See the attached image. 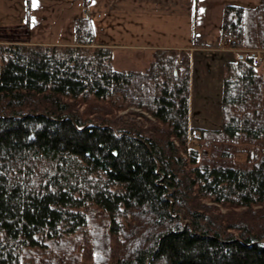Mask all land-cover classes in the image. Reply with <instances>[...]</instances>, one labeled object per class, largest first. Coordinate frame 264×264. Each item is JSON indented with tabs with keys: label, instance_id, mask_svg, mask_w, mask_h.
Here are the masks:
<instances>
[{
	"label": "trees",
	"instance_id": "obj_1",
	"mask_svg": "<svg viewBox=\"0 0 264 264\" xmlns=\"http://www.w3.org/2000/svg\"><path fill=\"white\" fill-rule=\"evenodd\" d=\"M222 31L264 50V5L227 4ZM94 39L82 17L67 45L0 44V264H264V51L227 62L209 128L189 53L119 68ZM130 106L155 127L117 119Z\"/></svg>",
	"mask_w": 264,
	"mask_h": 264
},
{
	"label": "rangeland",
	"instance_id": "obj_2",
	"mask_svg": "<svg viewBox=\"0 0 264 264\" xmlns=\"http://www.w3.org/2000/svg\"><path fill=\"white\" fill-rule=\"evenodd\" d=\"M35 2L36 7H33V0H0V44L20 42L67 45L76 41L78 19L86 17L95 38V43L88 46L94 49L101 43H106L112 47L115 52L114 64L119 68L146 67L154 51L163 46H188L170 49L178 51L177 59L183 60V67L185 56L182 55V51H186L191 61L196 57L199 65L208 72V77L204 79L207 87L203 90L206 98L201 100L202 93L198 90L195 95L198 94L200 97H195V105H191L190 92V116L193 126L216 128L221 125L223 102H217L216 96L219 95V84L223 83L224 92L227 62L235 60L240 52L254 50L261 55L264 51L233 46L230 42L231 35L230 39L221 40L223 31L220 28L215 34L213 31L209 32L205 42L190 46L198 24L203 18L209 17L216 22L217 17L224 15L228 0H35ZM135 43L145 47H137L140 50L133 51L134 46L131 45ZM260 55L257 57L261 58ZM178 68L180 69L179 63ZM82 107L86 108V105ZM116 115L117 119L120 115L124 120L136 122L146 131L152 130L157 124L150 112L141 107L130 106L118 111ZM191 141V145L196 146L197 140ZM235 161L247 163V153L237 152Z\"/></svg>",
	"mask_w": 264,
	"mask_h": 264
},
{
	"label": "crops",
	"instance_id": "obj_3",
	"mask_svg": "<svg viewBox=\"0 0 264 264\" xmlns=\"http://www.w3.org/2000/svg\"><path fill=\"white\" fill-rule=\"evenodd\" d=\"M228 3H233V4H240V5H245V6H257V5H264V0H228ZM227 3V4H228ZM225 4V5H227ZM213 13V12H212ZM218 14V13H217ZM223 17L224 15H221V17H217L216 18V22L212 21V18H203V20L201 21V23L198 24V26L195 28V33L194 36L192 38V42L190 44V46L192 44H199L200 42H205V38L208 36V33L212 32L215 34L216 31L220 28L222 30V22H223ZM215 23V25L213 24ZM68 44V43H67ZM101 45L104 46H108L106 43H101ZM131 46L133 47V51L136 50H140L137 47H145V45H142L140 43H135L132 44ZM161 47V46H160ZM188 46H163L161 48H187ZM191 66V105H195V97H200L198 94L195 95L196 91L200 90L201 91V100L202 98L205 99V95L203 90H205V88L207 87V82L206 80L204 81V79H206V77H208L207 73L205 72V69L199 65L198 60L196 57L193 58V60L190 63ZM210 84V82H209ZM219 95H217L216 97L218 98L217 102H221L222 103V92H223V83L219 84ZM211 86V84H210ZM194 98V100H193ZM198 99V98H197ZM198 102V101H197ZM201 102V101H200ZM201 105H204V103H201ZM201 125V124H200Z\"/></svg>",
	"mask_w": 264,
	"mask_h": 264
},
{
	"label": "built area",
	"instance_id": "obj_4",
	"mask_svg": "<svg viewBox=\"0 0 264 264\" xmlns=\"http://www.w3.org/2000/svg\"><path fill=\"white\" fill-rule=\"evenodd\" d=\"M230 34L227 33V32H224L222 33V36H221V40H227V39H230ZM258 61H261V58L260 57H257L256 58V62ZM178 63L180 64V70L183 69V66H182V63H183V60H178ZM196 134V132H193V135Z\"/></svg>",
	"mask_w": 264,
	"mask_h": 264
},
{
	"label": "snow or ice",
	"instance_id": "obj_5",
	"mask_svg": "<svg viewBox=\"0 0 264 264\" xmlns=\"http://www.w3.org/2000/svg\"><path fill=\"white\" fill-rule=\"evenodd\" d=\"M32 6H33V7H36V2H35V0H33Z\"/></svg>",
	"mask_w": 264,
	"mask_h": 264
}]
</instances>
